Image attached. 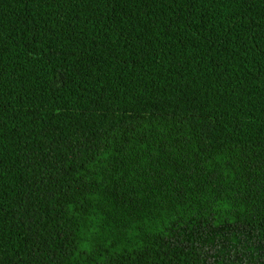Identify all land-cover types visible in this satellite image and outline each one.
Masks as SVG:
<instances>
[{
	"label": "trees",
	"instance_id": "1",
	"mask_svg": "<svg viewBox=\"0 0 264 264\" xmlns=\"http://www.w3.org/2000/svg\"><path fill=\"white\" fill-rule=\"evenodd\" d=\"M222 235L264 264V0H0V264H234Z\"/></svg>",
	"mask_w": 264,
	"mask_h": 264
},
{
	"label": "rangeland",
	"instance_id": "2",
	"mask_svg": "<svg viewBox=\"0 0 264 264\" xmlns=\"http://www.w3.org/2000/svg\"><path fill=\"white\" fill-rule=\"evenodd\" d=\"M222 238H224L223 235L218 239V242L216 241V248H223L224 254H227L226 250L230 249V256L232 257V262L234 264H247L246 258L252 259L254 263L259 260V257H257V252L253 253L252 256L250 255L249 252L253 250V246H251V244L248 243L245 238L241 237L240 239L235 240L234 242H232L231 240L221 241ZM242 251L245 253H242ZM247 253L249 254L247 255Z\"/></svg>",
	"mask_w": 264,
	"mask_h": 264
}]
</instances>
